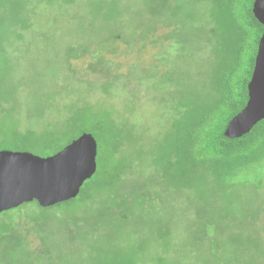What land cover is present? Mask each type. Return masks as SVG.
I'll list each match as a JSON object with an SVG mask.
<instances>
[{"label": "trees", "instance_id": "16d2710c", "mask_svg": "<svg viewBox=\"0 0 264 264\" xmlns=\"http://www.w3.org/2000/svg\"><path fill=\"white\" fill-rule=\"evenodd\" d=\"M73 1L77 0H0V151L28 152L49 157L88 133L97 143V172L84 183L76 199L49 208H42L36 202L26 203L7 211L10 217L0 224V238L10 239L19 228V223L12 220L20 215L24 218V225L32 231V219L27 213L33 209L53 213L59 219L67 215L78 226L82 223L83 211L87 210L85 207L100 197L106 200L105 203L112 201L108 213L113 215L115 223L122 225L124 221L127 224L129 219H133L132 216L139 220L137 216L154 209L164 193L155 187V194H152L148 188L164 183L176 192H182V202L189 201L190 192L195 193L198 204L195 202L191 209L181 210L187 223L184 237L188 239L187 245L173 246L166 240L168 234L163 226L151 229L154 215L148 213L144 221L140 219V223L151 232L153 245L148 241L142 245H132L127 250L109 241L97 244V238L93 240L96 236L91 235L83 240L90 246V251L81 259H87L89 264H189V259H185L189 257L204 264H224L219 260L218 247L227 239L222 238L225 233L223 229L233 219L219 214L235 215L223 212L220 205L214 211L212 198L217 195L213 190L221 188L230 195V190L241 181L245 187L256 186L260 194L264 187V180L257 175L264 167V120L246 134L226 133L228 123L245 108L248 101L247 86L264 32V27L252 14L255 0H157L149 1L155 4L149 3L148 6L139 0L129 1L126 5L122 2L126 0L95 1L99 5L98 13L101 12L98 18H107L105 32L102 33V27H96V34L107 35L111 42L121 33L115 24L126 21L131 14L148 15L149 25L165 20L161 26L168 33L160 39L162 52L159 53L162 55L154 54L153 57L158 65L154 69L156 76L165 74V68L173 67L175 61L187 54L186 47L196 38L203 40V44L200 41L198 46L210 50L212 67L205 78L188 81L185 86L169 87H166L165 79L160 81L162 86L156 80L155 86L163 95L165 132L159 146L160 154L152 162L150 159L143 160L141 154L131 148L127 152L123 150V143L130 145L129 142H133L129 123L119 116V110H111L102 103L103 108L100 104L94 106L79 99L70 108L71 114L65 116L62 108L54 117L57 120L48 122V127L42 132L20 125L15 117L16 111L9 109L8 103L18 94L20 86L26 84L23 78L26 69L20 66L24 59L16 57L15 61L9 62L7 51L11 46L8 45L25 38L28 40L31 35L35 38V33L43 30L34 25L36 15L42 17L48 12L47 9L62 6L59 2L66 5ZM165 5L169 15L163 13ZM153 30L146 32L151 34ZM81 31L87 33L83 29ZM131 34L134 40L126 38L122 41L119 39V42L126 40L131 45L134 41H143L142 33L140 36H135L133 32ZM103 40L97 41L99 63L104 61L102 56L110 47ZM166 41L168 44L163 45ZM16 44L13 46L19 52ZM88 48L81 52L76 50V54L83 55ZM165 53H169L170 62L166 60ZM160 68L163 69L162 73ZM122 154L126 156L125 160ZM133 174L140 178L145 176L144 183L133 185L130 177ZM153 174H158L159 179L152 184L148 179ZM125 178H128L126 182ZM123 185L133 191H126ZM173 197V202L180 200V197ZM261 206L254 203L249 207L244 215L246 219H239V230L227 240L241 243V255H245L249 246L254 248V251L250 248L248 255L260 257L262 261L256 262L264 264V235L258 221V215L264 210ZM20 237L27 246L29 243L24 242L23 236ZM92 240L96 244L94 247ZM34 256L38 257V254ZM198 256L205 258L198 259Z\"/></svg>", "mask_w": 264, "mask_h": 264}, {"label": "rangeland", "instance_id": "374dc122", "mask_svg": "<svg viewBox=\"0 0 264 264\" xmlns=\"http://www.w3.org/2000/svg\"><path fill=\"white\" fill-rule=\"evenodd\" d=\"M95 1L103 0H77L66 4L67 6L59 2L62 6H53L47 9L48 12L42 17L36 15L33 19L34 25L44 31L39 30L35 33V38L31 35L28 40L25 38L19 42L14 41L19 46V52L13 46L14 43L8 45L11 46L7 51L9 62L17 58L24 59L20 66L26 69L27 76L23 77L26 84L20 86L18 94L16 93L14 99L8 103L9 109L16 111L15 117L20 125L42 132L48 127V122L54 121V117L62 108L65 116L71 114L70 108L76 105L79 99L94 106L103 104L111 110H119V116L124 117L129 123L133 142H129L130 145L123 143V150L127 152L131 148L132 151L139 152L143 160L150 159L152 162L153 158L160 154L159 146L162 144L165 132V113L161 102L163 95L155 86L156 80L160 85V81L165 79V85L169 87L170 85L185 86L188 85V81L194 82L195 79L205 78L212 67L210 50L198 46L200 41L203 44V40L196 38L186 47L187 54H184L179 61H175L173 67L170 65L165 68V74L156 76L154 69L158 65L153 57L154 54L162 55L159 53L162 52L159 46L160 39L165 38L168 33V30L161 26L165 24V20L149 25L148 15L131 14L126 21L115 24L121 33L111 42L107 35L96 34V27H102V33L105 32L107 18H98L101 12L98 13L99 5ZM129 1L135 0L122 1L123 5ZM139 1L148 6L152 3L149 1L157 0ZM166 6H163V13L169 15ZM155 9L157 10V7ZM163 17L166 19L165 15ZM153 28L151 34L146 32ZM81 29L87 33L82 32ZM133 29L136 30L135 33ZM132 32L135 36H140L142 33L143 41H134L131 45L126 40L119 42L126 38L134 40L135 37L131 36ZM103 39L110 47L102 56L104 61L99 63V56L96 54L97 41L103 42ZM166 44L167 41L163 45ZM85 47L89 48L83 55L76 54V50L81 52ZM73 48L75 49L72 50ZM168 54L165 53V58L170 62L171 58ZM160 71L162 73L163 69L160 68ZM122 157L125 160L126 156L122 154ZM257 175L264 180V167ZM247 176L249 178L250 174ZM130 177L135 186L137 183H144L145 176L140 178L139 175L133 174ZM128 178H125L124 182ZM158 179L159 175L153 174L148 182L153 184ZM242 183L241 181L233 187L230 195L221 188L213 190L217 195L212 198L215 203L214 211L216 212L217 205H220L223 212H232L235 215L219 214L233 219L223 229L225 232L222 235L223 239L226 237L228 239L232 233L239 230L241 224L239 219L241 221L246 219L244 215L254 203L264 207V187L261 188L260 194L256 186L245 187ZM155 187L164 192L162 200L157 202L154 209L149 212L144 211L137 217L144 221L148 213L153 214L151 229L163 226L165 233L168 234L166 240L173 246L187 245L188 239L184 238L187 223L181 210L191 209L194 203H197L195 193L190 192L189 201L182 202L180 190L176 192L174 188L163 183L157 186L151 185L148 192L152 191V194H155ZM213 187L219 186L213 185ZM123 188L128 192L133 191L127 185H123ZM173 196L180 197V200L173 202L175 199ZM100 198H96L94 203L85 207L87 210L83 211L82 223L78 226H75L67 215L59 219L53 213H41L33 209L27 213L33 224V230L29 231L30 227L23 223V216L16 217L12 221L18 222L19 228H16L10 239L0 238V264H89L86 262L87 259L81 258H85L90 251V246L83 240L91 235L96 236L93 240L97 238V244L109 241L118 248L127 250H130L132 245H142L148 241V244L153 245L151 232L140 223V219L136 220L135 216H132L133 219H129L127 224L124 221L122 225L115 223L113 215L108 213L112 201L105 203L106 200ZM5 212L0 215V224L10 217V212ZM258 221L264 235V210L258 215ZM18 231L20 236H23L24 242L29 243L27 246L24 245ZM227 239L218 247L221 262L261 264L260 257L252 258L248 255L252 247L249 246L245 255H241V243ZM93 240L91 244L94 247L96 244ZM252 249L254 251V248ZM35 254H38V257L34 256ZM200 258L205 256H198V259ZM185 259H189L187 260L189 264H204L189 257Z\"/></svg>", "mask_w": 264, "mask_h": 264}, {"label": "water", "instance_id": "95a60500", "mask_svg": "<svg viewBox=\"0 0 264 264\" xmlns=\"http://www.w3.org/2000/svg\"><path fill=\"white\" fill-rule=\"evenodd\" d=\"M252 14L264 27V0H255ZM247 91L245 108L227 125L229 135L246 134L264 120V32ZM96 160L97 143L88 133L49 157L0 151V214L26 203L49 208L76 199L96 174Z\"/></svg>", "mask_w": 264, "mask_h": 264}]
</instances>
